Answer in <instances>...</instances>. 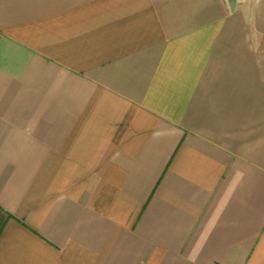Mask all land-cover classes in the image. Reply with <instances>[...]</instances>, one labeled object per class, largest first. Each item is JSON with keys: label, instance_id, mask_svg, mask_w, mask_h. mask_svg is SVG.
Instances as JSON below:
<instances>
[{"label": "crops", "instance_id": "obj_1", "mask_svg": "<svg viewBox=\"0 0 264 264\" xmlns=\"http://www.w3.org/2000/svg\"><path fill=\"white\" fill-rule=\"evenodd\" d=\"M0 264H264V0H0Z\"/></svg>", "mask_w": 264, "mask_h": 264}]
</instances>
